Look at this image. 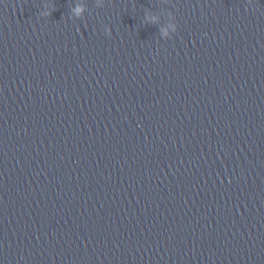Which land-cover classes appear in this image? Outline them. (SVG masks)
<instances>
[{"label":"clouds","instance_id":"9594fccd","mask_svg":"<svg viewBox=\"0 0 264 264\" xmlns=\"http://www.w3.org/2000/svg\"><path fill=\"white\" fill-rule=\"evenodd\" d=\"M77 11H80V10H77ZM49 15H51V13H48Z\"/></svg>","mask_w":264,"mask_h":264}]
</instances>
